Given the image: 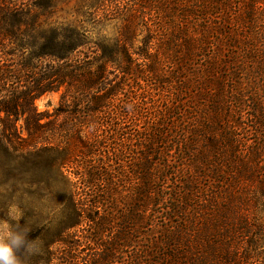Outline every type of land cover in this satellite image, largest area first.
I'll use <instances>...</instances> for the list:
<instances>
[{
	"label": "trees",
	"instance_id": "16d2710c",
	"mask_svg": "<svg viewBox=\"0 0 264 264\" xmlns=\"http://www.w3.org/2000/svg\"><path fill=\"white\" fill-rule=\"evenodd\" d=\"M139 78L165 103H117ZM61 90L64 121L36 107ZM135 114L125 193L122 140L100 148ZM1 176L0 216L15 203L31 230L24 264H241L264 247V0H0ZM79 231L96 253L66 260Z\"/></svg>",
	"mask_w": 264,
	"mask_h": 264
},
{
	"label": "rangeland",
	"instance_id": "374dc122",
	"mask_svg": "<svg viewBox=\"0 0 264 264\" xmlns=\"http://www.w3.org/2000/svg\"><path fill=\"white\" fill-rule=\"evenodd\" d=\"M75 2H73L71 5H66L64 7V11H66L69 8H72L74 6ZM62 14V13H61ZM109 25V24H108ZM107 25V26H108ZM112 28L114 31H117V27L116 24L113 23L111 24ZM142 79V78H141ZM140 78L136 79V80H129L131 81V87L130 86H126V90L123 94L120 95V97H117L116 102L118 103L120 100L121 106L124 103H128L130 105L131 101H133L134 98L137 99L140 98L141 100V96H143V94L146 96V100L148 104L143 105L141 104L142 101H138L141 102L139 104H137V112L138 113V108L142 109V111H146L143 110V108H152L155 109L156 107H158V102L156 100L159 99L160 103H165V99H166V93L164 92H155L153 90H151V88L149 87V83L146 81H142ZM128 83V82H127ZM132 91V92H131ZM65 93V90H61L58 92H53V93H49L46 94L42 97H40L39 99L36 100V107L38 109V111L40 113L42 112H48L53 114L59 107L60 110H62V116L60 120H65L67 113L63 112L66 111L68 108L66 106H62L63 103V95ZM129 109V106H126ZM124 110L127 111L126 108H124ZM110 113L108 112V114L106 115L105 119L108 117ZM115 113L111 114L114 115ZM110 116V117H111ZM136 119H138L140 121V123H142V119L140 120V118H138V114L135 115H130V117L124 116V115H119V120H116V126L122 128L121 134H118L115 138L113 139H108V137H106V139L103 138V146L100 148V150L102 151L101 154H105V152L108 149H117L116 147H118V144L121 142L124 144V154H123V162L121 168L125 169V173L128 175V178L124 179L123 182V186L125 189V193H127L128 191H131L134 189V184L136 182V179H134L132 177V172L136 170V157H137V151L136 149L138 148V141H137V130L140 129V127L137 126V123L135 122ZM134 121V122H133ZM103 126L100 125L101 127V133L104 134L105 136L108 135V131L110 130L109 126L106 125L104 121H102ZM22 124V122H21ZM127 135H131L130 136V141H127L126 138L124 139V136L127 137ZM125 141V142H124ZM120 147V146H119ZM119 149V148H118ZM78 154V153H77ZM78 159V163L72 165V168L70 171H77L78 169L81 170L86 163V159L84 158V156H77ZM89 161V160H88ZM70 169V168H69ZM75 173V172H73ZM35 181L37 180V178L35 176H31ZM41 177V175H40ZM7 177H0V185L2 183H4L6 181ZM42 187V186H41ZM122 202H124L122 200ZM20 209V208H19ZM21 210V209H20ZM22 211V210H21ZM23 214V212H22ZM3 217L4 219H7V217L5 216H0ZM23 215H22V219L19 221V224H13V231L16 232L17 234L21 235L24 237V240L28 238V236L30 237V229H26L25 225H24V221H23ZM84 233L79 231L77 233V235H75L74 237H72V241L74 242V244H76V249L72 250V249H68V248H61V250H64L62 257H64V259H71V258H79V261L82 262L84 259H90L92 257V255H94V253H96V245H94L91 242H88L84 237L80 238ZM147 235V234H146ZM138 236V235H136ZM145 240V243H147V240ZM244 246V245H243ZM251 248V247H250ZM60 249V247H59ZM134 250L132 249H127L126 250V254L125 256H130L131 253H133ZM71 254V255H70ZM209 254V253H208ZM259 255V259L254 260V259H250L248 260L247 258L252 257L253 255ZM70 255V256H69ZM119 255V254H118ZM252 255V256H251ZM239 257L242 258V261L240 262L241 264H264V247L258 249V252L256 253L253 252V250L251 252L242 251L239 254ZM207 261H210L213 257L210 255L206 256ZM245 260H248V262H245Z\"/></svg>",
	"mask_w": 264,
	"mask_h": 264
},
{
	"label": "clouds",
	"instance_id": "9594fccd",
	"mask_svg": "<svg viewBox=\"0 0 264 264\" xmlns=\"http://www.w3.org/2000/svg\"><path fill=\"white\" fill-rule=\"evenodd\" d=\"M87 36L91 39H95V32L93 25L88 24L85 26ZM117 31H114L111 24H109L101 33V35L108 37L109 39L117 36ZM22 211L19 207L13 203L8 208L7 219H0V264H24L21 254V247L24 243V237L13 231V224H19L22 219ZM37 244V241L33 244H29L28 250Z\"/></svg>",
	"mask_w": 264,
	"mask_h": 264
}]
</instances>
